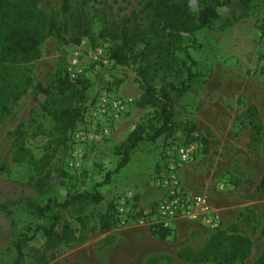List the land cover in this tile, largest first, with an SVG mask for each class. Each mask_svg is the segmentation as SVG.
<instances>
[{"label": "rangeland", "instance_id": "obj_1", "mask_svg": "<svg viewBox=\"0 0 264 264\" xmlns=\"http://www.w3.org/2000/svg\"><path fill=\"white\" fill-rule=\"evenodd\" d=\"M147 1L70 0L71 16L75 19L83 11L90 18L96 7L98 11L112 13L113 18L132 17V14L141 18L144 15L140 12ZM35 3L45 26L51 22L62 23L61 0H35ZM205 5L203 0H189L192 13ZM217 11L218 17L208 27L196 32L195 44L188 49L194 60L191 70L195 78L181 98L173 95V134L140 143L130 154L127 165L117 173H111L119 161L114 148L137 126L150 135L151 128H158L160 121L155 110L137 107L143 88L136 76V66L115 64L110 58L112 43L97 34L99 24H91L92 33L88 38H82L79 45L72 44V39L64 32L59 37L50 34L40 44L39 56L34 61L10 66L0 63V77L5 79L0 91V264L13 263L14 243L21 235L32 237L25 252L41 250L44 237L40 231L34 233V230L48 225L46 217L40 214L48 201L61 203L82 191L101 193L103 199L99 204H76L68 208L55 206L45 213L47 217L59 215L79 235L97 226L107 205L125 191H134L138 198H150V182L161 173L164 149L170 143L182 145L183 137L178 126L185 121L196 122L197 133L209 141L208 153L202 155L201 147L196 144V154L185 166L190 165L193 171H197L199 184L222 193V197H215V200L218 205H226L228 214L240 210L242 217L227 223L216 233L199 224L201 228L187 230L178 240H173V247H179L175 256L149 257L142 264H190L178 257L180 252L187 258L191 254L200 255L209 238L218 233L246 237L251 243V252L246 260L237 264H254L264 251V239L260 236L264 194L255 191L264 175V75L254 70L256 38L264 24V0H227L226 5ZM98 48L107 56V66L92 60L88 54L89 50L94 52ZM78 52L82 53L77 60L81 74L70 79V62ZM175 58L178 59L171 60L174 70L182 67L183 61L188 65L181 53H176ZM63 71L72 83L81 79L87 81L83 113L89 102L103 94L132 102L127 115L112 134L107 138H94L85 146H76L75 159L71 155V147L75 144L69 134L65 137L68 138L65 148L57 146L56 138L49 139L40 134V128L51 131L53 123L40 110L46 97L33 92L36 84L50 86L58 72ZM248 105L257 107L263 128V141L251 152L246 147L249 126L241 116ZM82 118L83 114L81 121ZM21 139L23 148L20 147ZM26 149L34 160L46 155L47 165H34L25 157ZM18 154L24 155L21 161H16ZM70 161L76 162V166H69ZM107 172L111 175L103 184ZM180 175L181 170V181ZM220 184L224 185L222 191L217 189ZM245 208L251 210L256 220L252 221V214L243 211ZM119 229L122 228L95 233L82 244L61 248L49 264H133L127 260L119 263L118 258L112 256L110 247ZM117 253L116 256L121 254L120 251ZM30 262L27 257L23 264Z\"/></svg>", "mask_w": 264, "mask_h": 264}, {"label": "trees", "instance_id": "obj_2", "mask_svg": "<svg viewBox=\"0 0 264 264\" xmlns=\"http://www.w3.org/2000/svg\"><path fill=\"white\" fill-rule=\"evenodd\" d=\"M203 1L206 5L196 13L191 12L189 0H148L140 12L144 15L141 18L136 14H132V17L113 18L112 13L98 11L95 7L90 18L82 11L74 19L71 16L70 0H61V25L51 22L45 26L39 16L35 0H0V63L10 66L34 61L39 56L40 44L50 34L59 37L61 32H64L70 36L72 44L79 45L82 38H88L92 33L91 24H99L100 29L97 34L99 38L108 39L112 43L110 58L115 64L136 66V76L143 88V93L136 102L137 107H149L155 110L160 121L158 128H151L150 135L137 126L119 146L114 148V155L119 157V161L111 173H117L127 165L130 154L140 143L146 140L155 141L161 135L169 137L173 134L175 127L172 120L173 95L181 98L190 89V84L195 78L191 70L194 60L189 55L188 49L195 44L196 32L208 27L218 17L217 9L227 3V0ZM90 41L94 45L92 38ZM176 53H181L188 65L183 61L182 67L178 66L174 70L171 60L178 59L175 58ZM171 76L173 78L170 79ZM4 85L5 79L0 77V91ZM33 90L35 95L46 97V101L40 105V110L47 114L53 123L51 131L40 128V134L46 135L49 139L56 138L57 146L61 145L65 148L68 141L66 135H70L81 122L83 107L87 101V81L81 79L72 83L68 81L66 72L63 71L58 72V76L50 86L43 87L36 84ZM1 98L0 96V100ZM241 116L249 126V142L246 147L251 152L263 141V128L257 107L248 105ZM178 129L183 137L182 145L195 143L201 147L202 155L208 153L209 141L197 133L196 122L185 121L178 126ZM22 145L21 139L20 147L23 148ZM24 153L34 165L42 163L45 166L49 161L46 155L40 160H34L27 149ZM24 155L18 154L16 161H21ZM111 173L105 174L103 184L108 182ZM255 191L264 194V175L260 178ZM102 199L101 193L93 190L73 194L61 203L48 201L40 210V214L46 217L48 225L39 226L34 230V233L40 231L44 237L41 250L32 249L30 252H25V247L29 241H32V237L21 235L14 243L15 257L12 264H23L27 257L31 259L29 264H49L55 259L57 250L82 244L95 233L117 229L118 218L113 202L107 205L105 213L99 217L97 226L90 227L85 234L76 235L70 224L59 215L52 214L47 217L45 214L55 206L68 208L76 204H99ZM134 206L139 212L142 211L136 198ZM243 211L252 214V221L256 220L250 209L245 208ZM239 217H242L241 212L237 218ZM148 230L161 241L173 233L171 228L162 226L150 227ZM219 230L212 232L216 233ZM260 236L264 239V213ZM250 252L251 243L246 237L218 233L209 238L200 255L191 254L187 258L180 252L178 257L190 264L204 261L215 264H237L246 260ZM254 264H264V251Z\"/></svg>", "mask_w": 264, "mask_h": 264}, {"label": "built area", "instance_id": "obj_3", "mask_svg": "<svg viewBox=\"0 0 264 264\" xmlns=\"http://www.w3.org/2000/svg\"><path fill=\"white\" fill-rule=\"evenodd\" d=\"M88 54L94 61L100 62L103 66L108 65V59L101 48ZM77 55V56H76ZM70 62V79L81 74L78 64V52ZM254 70L264 75V25L256 38V55ZM131 100L116 95L103 94L86 105L82 121L71 134L72 146L71 155L75 159L76 146H85L94 138H107L118 123L127 115L131 106ZM70 148V149H71ZM70 149L68 150L70 153ZM197 151L195 143L179 145L170 143L164 149L161 173L156 176L150 185L159 193V199L147 210L139 212L134 206L136 194L127 190L118 195L114 200L115 213L118 218V228L127 226H144L147 228L162 226L173 229L174 223L178 220L196 222L207 228L209 231L221 229L222 220L220 211L209 203L208 198L201 193H193L187 190L179 179L180 169L188 164ZM76 166V162L70 161L69 166ZM223 184L217 189L222 191Z\"/></svg>", "mask_w": 264, "mask_h": 264}, {"label": "crops", "instance_id": "obj_4", "mask_svg": "<svg viewBox=\"0 0 264 264\" xmlns=\"http://www.w3.org/2000/svg\"><path fill=\"white\" fill-rule=\"evenodd\" d=\"M256 52V49H255ZM255 64V58H254ZM136 149V148H135ZM134 149V150H135ZM133 150V151H134ZM198 164V163H197ZM162 170V168H161ZM181 183L182 185L193 193H203L207 196L209 203L215 209L220 211L222 227L227 223L234 222L241 212H233L228 214L226 205H218L216 203L215 197L220 199L222 193L206 188L207 186L198 183L197 177H199L197 171H193L190 165L183 166L181 169ZM150 198H138L136 194V200L138 205L143 209L147 210L152 208V206L159 199V193L151 189ZM201 228L199 223L190 222L186 220H178L174 223L173 233L171 236L161 241L155 236H153L147 227L144 226H127L125 228L116 230L114 234V242L112 243L110 249L113 257L118 258V262L122 263L123 260L132 261L133 264H142L149 257H155L160 255H174L179 250V247L174 248L173 240H178L184 232L187 230H192L194 228ZM121 252L119 256H116ZM124 255V256H123Z\"/></svg>", "mask_w": 264, "mask_h": 264}]
</instances>
